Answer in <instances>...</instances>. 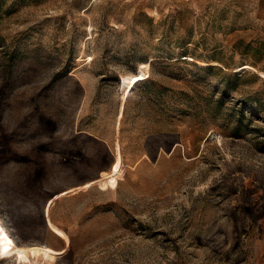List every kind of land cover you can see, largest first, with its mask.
Returning <instances> with one entry per match:
<instances>
[{"label":"rangeland","instance_id":"rangeland-1","mask_svg":"<svg viewBox=\"0 0 264 264\" xmlns=\"http://www.w3.org/2000/svg\"><path fill=\"white\" fill-rule=\"evenodd\" d=\"M258 14L0 0V264H264Z\"/></svg>","mask_w":264,"mask_h":264},{"label":"crops","instance_id":"crops-1","mask_svg":"<svg viewBox=\"0 0 264 264\" xmlns=\"http://www.w3.org/2000/svg\"><path fill=\"white\" fill-rule=\"evenodd\" d=\"M249 2L252 1L255 4H258V19L264 20V0H248Z\"/></svg>","mask_w":264,"mask_h":264},{"label":"built area","instance_id":"built-area-1","mask_svg":"<svg viewBox=\"0 0 264 264\" xmlns=\"http://www.w3.org/2000/svg\"><path fill=\"white\" fill-rule=\"evenodd\" d=\"M176 1H177V0H169V2H172V3H173V2H176ZM210 136H211L212 139H216V138H217V137H215V135H213V134H210Z\"/></svg>","mask_w":264,"mask_h":264},{"label":"snow or ice","instance_id":"snow-or-ice-1","mask_svg":"<svg viewBox=\"0 0 264 264\" xmlns=\"http://www.w3.org/2000/svg\"><path fill=\"white\" fill-rule=\"evenodd\" d=\"M3 228H0V234H2L3 233ZM5 239H7V237H4ZM10 243H11V241H9Z\"/></svg>","mask_w":264,"mask_h":264},{"label":"bare ground","instance_id":"bare-ground-1","mask_svg":"<svg viewBox=\"0 0 264 264\" xmlns=\"http://www.w3.org/2000/svg\"><path fill=\"white\" fill-rule=\"evenodd\" d=\"M120 169H121V168H120ZM117 171H118V169H117ZM117 171H116V172H117ZM105 182H106V181H105Z\"/></svg>","mask_w":264,"mask_h":264}]
</instances>
